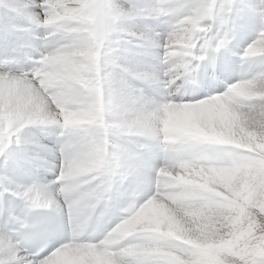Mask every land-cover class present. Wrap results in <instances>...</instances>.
<instances>
[{"label": "snow or ice", "instance_id": "6c2138e0", "mask_svg": "<svg viewBox=\"0 0 264 264\" xmlns=\"http://www.w3.org/2000/svg\"><path fill=\"white\" fill-rule=\"evenodd\" d=\"M73 2L0 0V264L51 259L62 245L91 249L69 256L70 264H227L228 257L238 264H264V231L251 220L242 249L217 251L212 241L176 240L170 227L149 214L154 203L162 202L174 216L172 206L188 199H203L224 210L244 201L246 214L251 216L247 212L251 208L264 212V138L250 132L251 143L226 144L215 142L209 133L216 105L231 102L235 85L249 81L258 87L264 82V56L245 55L264 43V0H127L133 22L148 23L142 31L125 33L127 47L114 52L124 61L119 67L142 105L139 116L163 119L153 135L137 139L127 150L122 183L129 186L128 193L120 200L118 213L104 205L95 210L94 222L102 212L109 217L97 234L78 237L72 202L61 197L56 206L59 218L40 215L23 233L27 238L42 232L51 244L23 258L17 254L15 230L35 213L51 211L47 197L52 185L59 188L64 183L68 157L92 146V121L80 119L88 112L82 95L85 83L70 72L49 71L47 52L33 51V28L54 5ZM90 2L79 0L85 6ZM185 27L193 34L179 40ZM127 56H146L154 62L128 61ZM174 101L192 111L183 125L169 132L167 114ZM33 129L45 138L54 135L58 148L44 144ZM40 151L53 155L58 151L56 179L24 182L30 166L50 163ZM155 152L162 163H155ZM234 153L241 157L239 164L228 162ZM166 176L171 180L166 182ZM121 222L128 230L120 243L102 245ZM64 231L67 238L61 242L58 233Z\"/></svg>", "mask_w": 264, "mask_h": 264}, {"label": "clouds", "instance_id": "9594fccd", "mask_svg": "<svg viewBox=\"0 0 264 264\" xmlns=\"http://www.w3.org/2000/svg\"><path fill=\"white\" fill-rule=\"evenodd\" d=\"M132 10L127 0H91L87 6L79 0L69 5L59 3L33 28V51H46L45 67L56 73L70 72L85 83L82 93L88 112L80 119L92 121V146L88 150L75 151L67 161L62 173L64 183L57 188L52 185L47 199L51 211L35 213L31 219L13 233L17 239V254L23 258L32 250L39 252L51 244V238L36 232L25 238L24 232L34 224L40 215L59 218L57 207L61 197L72 202L73 226L79 238L97 234L107 221L108 214L102 212L99 222L93 221L95 210L104 205L113 213L120 210L118 192L122 183L123 161L134 141L153 135L160 125L161 116L141 118L142 105L132 83L119 65L114 50L127 47L123 39L128 32L142 31L132 20ZM191 27H185L178 34L179 40L192 36ZM171 43V41H169ZM168 43L165 44V47ZM246 56H264V43L257 49L250 48ZM246 71L248 69H245ZM26 75V73H21ZM192 109L174 101L168 116V130L174 132L186 122ZM215 119L209 129L211 138L217 143H251L250 132L257 138H264V82L253 87L249 81H241L233 88L229 104H217ZM218 159H224L218 157ZM230 164H239L241 157L232 154ZM242 178V173H241ZM166 182L171 176L165 177ZM239 187V182H237ZM264 200V195L261 196ZM161 201H167L166 196ZM174 216L169 214L162 202L152 205L149 214L170 227L178 241L189 239L215 243L217 251L229 248H243L251 229L250 220L264 231V212L255 208L245 212L244 201H237L229 210H224L203 199L181 200L173 206ZM128 230V224H117L107 235L103 245L116 246ZM91 251L83 246L62 245L51 259L35 260L33 264H70L69 256ZM227 264L238 261L227 258Z\"/></svg>", "mask_w": 264, "mask_h": 264}, {"label": "rangeland", "instance_id": "374dc122", "mask_svg": "<svg viewBox=\"0 0 264 264\" xmlns=\"http://www.w3.org/2000/svg\"><path fill=\"white\" fill-rule=\"evenodd\" d=\"M21 23L23 24L25 22L22 20ZM147 23H148V21H144L143 24H145V25H143V27H136V28L140 29V30H143ZM165 27L166 26H162L160 30L164 31ZM13 47H15V44H13ZM126 59H128V61L140 62V63H153L154 62V61L151 60L150 57H146V56H130V57L127 56ZM234 78H236V74L235 73L233 74L232 79L234 80ZM149 95H152L151 94V90H149ZM37 135L41 136V138L43 139V143L44 144H47V145H49V146H51L53 148H58V145L56 144V138H55L54 135L53 136H47L46 138L43 136V134H41V132L37 133ZM30 147H34V146H30ZM34 150L39 151V149H34ZM42 152L43 153H41L40 155L42 157H45L46 159L49 156H53V154L51 155L49 152H46V151H42ZM58 155H59V153L57 151L55 156H58ZM153 155H154L156 164L162 163V156H161V154H159V152H155ZM47 161H49L50 163L30 166L28 169H26L25 174L22 177L23 181L27 182V183H31L33 180H40L42 182H48V181L55 180L56 176L58 175V172H59L58 165L60 164V159H57V157H56V160H54V163L57 162V164H58L57 167H54V164H51L53 162L51 158L47 159ZM47 171H50V172L47 173ZM15 179H21V177H15ZM128 188H129V186L127 184H124L120 188L118 193H120L121 195H122V193H124L125 195L122 196V197H125L126 194L128 193ZM122 190H124V191H122Z\"/></svg>", "mask_w": 264, "mask_h": 264}, {"label": "bare ground", "instance_id": "6f19581e", "mask_svg": "<svg viewBox=\"0 0 264 264\" xmlns=\"http://www.w3.org/2000/svg\"><path fill=\"white\" fill-rule=\"evenodd\" d=\"M143 22L144 21H138V22H136V27H143V25H145V24H143ZM130 57V56H129ZM128 60V59H127ZM134 60V59H133ZM235 79V78H234ZM32 131H34V132H36V133H39L40 132V130L39 129H33ZM41 153H43L42 151H40V154ZM51 154V153H50ZM52 155V154H51ZM47 157V156H46ZM51 159H52V163L51 164H54V167H57V162H55L54 163V160H56V157H57V159H59L58 157H59V155L58 156H55V155H53V156H49ZM47 158V159H50V158ZM53 166V165H52ZM50 169V168H49ZM48 169V170H49ZM46 170V169H45ZM50 171H47V173H49ZM51 180V179H50Z\"/></svg>", "mask_w": 264, "mask_h": 264}]
</instances>
